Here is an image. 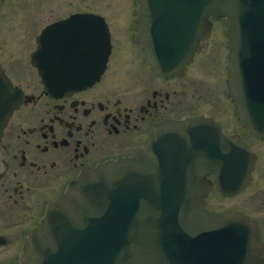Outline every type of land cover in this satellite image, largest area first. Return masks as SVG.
<instances>
[{
	"label": "water",
	"instance_id": "water-1",
	"mask_svg": "<svg viewBox=\"0 0 264 264\" xmlns=\"http://www.w3.org/2000/svg\"><path fill=\"white\" fill-rule=\"evenodd\" d=\"M139 14V40L152 66L164 75L185 68L210 29L209 16H226L229 93L240 117L255 135L264 137V0H141ZM102 30L106 32L107 25L100 21V64L91 70L96 78L105 69L110 47L103 42ZM47 36L48 29L38 38L34 57L47 90L63 94L86 86L88 71L79 67L76 45L69 42L60 51L65 67L57 76L62 81H49L42 63ZM21 102L22 93L0 65V141ZM210 123L199 117L164 125L157 133L178 135L179 147L161 145L154 135L149 150L138 158L83 172L31 234L23 264H264V242L254 220L204 208L213 185L204 173H214L217 189L232 195L249 181L254 161L250 153L238 151L224 176L217 161L227 141ZM199 125L213 128L198 131ZM196 133H210V142L218 147L197 146L192 138Z\"/></svg>",
	"mask_w": 264,
	"mask_h": 264
},
{
	"label": "flooded vegetation",
	"instance_id": "flooded-vegetation-1",
	"mask_svg": "<svg viewBox=\"0 0 264 264\" xmlns=\"http://www.w3.org/2000/svg\"><path fill=\"white\" fill-rule=\"evenodd\" d=\"M86 1H59L60 5L75 8L64 14L53 12L49 15V21L33 35L30 52L24 66L19 68L21 72H17L18 66L11 71L0 61L14 86L23 94L22 103L10 116L0 142V264H23L26 244L46 219L51 203L62 197L84 171L106 162L138 157L149 150L154 135L161 145L172 143L173 135L157 133L164 125L205 117L218 126L227 141L222 145L221 156H229L219 159L224 175L228 171L226 163L236 159L239 149L253 155L249 181L232 196L220 193L224 199L239 197L254 182L262 181L264 137L249 129L229 96L230 50L226 19L211 18L210 31L201 39L186 67L181 72L164 75L152 67L145 46L138 39L140 0L121 5L124 11L120 23H129L127 30L117 34L110 17L98 8H82ZM5 8L0 5V19L5 16ZM100 18L107 25L110 43L105 71L98 80L78 90L63 94L49 92L32 60L41 32L48 29L44 57L50 74H56L64 66L60 51L62 44L66 47L68 41L76 45L79 67L89 68L97 57L93 29L99 26ZM63 33L67 38L61 39ZM221 35L224 52L212 54L211 66H215L217 56L220 65L218 89L222 85L223 99L216 110L207 112L196 103L201 102L202 85L194 78L192 68L204 71V62L198 59L203 43H217ZM18 50L22 52L23 45ZM191 75L192 85L185 79ZM50 80L55 84L61 82L58 77ZM193 137H203L204 145L211 144L209 134ZM214 144L217 147V143ZM203 178L214 181L215 174L207 172ZM215 190L213 186L207 194L205 207L208 209L210 194ZM259 190L253 193L260 192L264 204V189ZM257 198L255 195L254 199ZM221 211H237L249 216L257 223L264 242V219L241 209Z\"/></svg>",
	"mask_w": 264,
	"mask_h": 264
},
{
	"label": "rangeland",
	"instance_id": "rangeland-1",
	"mask_svg": "<svg viewBox=\"0 0 264 264\" xmlns=\"http://www.w3.org/2000/svg\"><path fill=\"white\" fill-rule=\"evenodd\" d=\"M59 1L60 0L0 1V5H4V7H6L5 10H9H4L5 16L3 19H0V61L5 63L11 71L15 70L14 68L18 66L17 72H21L19 68L24 66L22 64L26 61L30 52L33 35H36L41 26L49 21V15L51 13L54 12L58 15L64 14L75 8L67 5H60L62 3ZM127 1L131 2L134 0H87L82 3V8H98L102 14H106L110 17V23L115 28L117 34L128 29L127 26L129 21L124 24L120 23V18L122 17L121 12L124 11L121 5L127 3ZM50 8L53 10H50ZM131 8H133V5H131ZM222 43V35L217 43L205 41L203 43L202 52L198 56V59L204 62V71L202 72V70H195L192 68L194 71V78L202 85L199 93H202L203 96H201V102L196 103H199L201 106L200 109L206 110L207 112L216 110L215 108L219 105L218 103L223 99V96H221L222 85L218 89L220 65L219 62L216 61L217 56L215 57V66H211V61H214V56L212 54H215V51L221 53L223 50L224 52ZM20 45H23L22 52L18 50ZM209 48H211V52H209ZM192 78L193 75L190 77L187 76L185 79L192 85ZM191 85H189L190 90ZM261 179L262 181L259 180L257 183L254 182L246 193L239 197L224 199L216 190L213 191L209 198L210 209L216 211H221L225 208L241 209L254 217L264 219V204L262 200H260V197H262L261 193H253L259 189H264V173ZM255 195H258L256 200L254 199Z\"/></svg>",
	"mask_w": 264,
	"mask_h": 264
}]
</instances>
